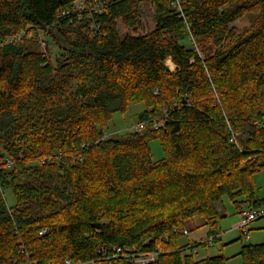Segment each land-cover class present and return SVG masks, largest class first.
Wrapping results in <instances>:
<instances>
[{"label":"trees","instance_id":"16d2710c","mask_svg":"<svg viewBox=\"0 0 264 264\" xmlns=\"http://www.w3.org/2000/svg\"><path fill=\"white\" fill-rule=\"evenodd\" d=\"M77 1L0 0V264L86 263L116 246L161 249L155 264H227L194 261L207 244L178 241L196 219L218 224L224 196L239 213L264 207L254 181L264 170V0H145L150 31L143 0H98L93 20L59 17ZM251 12L249 28L230 27ZM137 105L144 130L104 138ZM238 256L264 264V244Z\"/></svg>","mask_w":264,"mask_h":264},{"label":"rangeland","instance_id":"374dc122","mask_svg":"<svg viewBox=\"0 0 264 264\" xmlns=\"http://www.w3.org/2000/svg\"><path fill=\"white\" fill-rule=\"evenodd\" d=\"M153 12L154 9L152 5L149 2L143 0L141 10L139 11V18L146 31L152 30L155 26ZM256 17L257 12L248 13L238 21L231 24L230 27H234L237 30L242 31L246 28H249L252 24V20ZM20 37H18V39H20ZM40 41L41 47L42 43H45L42 49H46L47 55L52 61H54L58 54V49L56 48L55 44L52 43V41L47 40L42 34L40 35ZM171 63V61H168L166 65L171 71H174L175 66H172ZM143 111V105H137L131 106L129 112L125 115L115 114L107 127L104 138H124L131 132H137L135 128L139 125L138 114ZM150 148L153 162H159L164 158L162 147L158 141L151 142ZM254 181L259 191V196L264 198V170L256 174ZM3 194L9 208H14L16 205V198L13 190L10 188L4 189ZM215 206L222 217L218 221V224L214 223V225L211 227L203 226L204 222L196 219L194 225L190 224L189 228L192 229L194 226L197 227L192 230L189 236H182L179 239L178 244L180 247H183L194 240L198 241V243L205 242L209 237V230L211 229V232L220 235L218 243L213 246L206 245L198 247L196 252L193 253V260L201 261L207 258L223 256L228 260L227 264H243V259L237 255L238 252L236 253V250L237 248H240L241 244H256V242H259L261 239L263 240H261L257 245L264 244V229H262L264 228V219L257 221L248 228V230H250L249 235L251 238L248 239V237H245L238 228L240 214L236 210L233 203H231L229 198L227 196L222 197L218 202H216Z\"/></svg>","mask_w":264,"mask_h":264},{"label":"built area","instance_id":"2783aa9c","mask_svg":"<svg viewBox=\"0 0 264 264\" xmlns=\"http://www.w3.org/2000/svg\"><path fill=\"white\" fill-rule=\"evenodd\" d=\"M94 3L96 4L95 8L93 10H88V0H79L77 1L72 8V11H65L59 15L61 16H66L69 15L70 12L77 14L79 17L82 16L83 13H87L89 20H93V14H100L104 10V6L98 1L94 0ZM90 28L96 29L94 23H90ZM14 38H10L8 42H12ZM43 40V39H42ZM44 42L42 43V47H44ZM44 52L46 53V49H43ZM161 125H156L155 128H160ZM135 130L137 132H142L144 130V124H139ZM47 163L46 160L42 161V164L45 165ZM12 212V211H11ZM240 222H239V229L243 233L245 237L249 236V231L248 228L255 222L264 219V207L255 209V210H245L241 211L240 213ZM46 230H42L40 232V236L44 235ZM183 234L185 236H188V232L184 231ZM215 239L214 238H208L204 243H206L209 246H213L215 244ZM196 250L193 251L195 253ZM101 253H103V257L86 262V263H78V264H102L103 261L106 259H125L127 260V264H155L158 262L159 257L163 255V251L161 249H157L154 252L150 253H144V252H137L135 248L130 249L127 247H114L112 249V252L110 255H107L106 251L104 249L101 250ZM110 256V257H109ZM25 264H35L32 262H26ZM66 264H73L71 261H67Z\"/></svg>","mask_w":264,"mask_h":264},{"label":"crops","instance_id":"0c3cea01","mask_svg":"<svg viewBox=\"0 0 264 264\" xmlns=\"http://www.w3.org/2000/svg\"><path fill=\"white\" fill-rule=\"evenodd\" d=\"M169 61H170V60H169ZM255 223H256V222H255ZM255 223H253V224H255ZM253 224H252V225H253ZM252 225H251V226H252ZM262 229H264V228H262ZM188 236H189V235H188ZM216 237H217V240H216V243H215V244L218 243V241H219V239H220V235L217 234ZM208 238H209V237H208ZM208 238H207V239H208ZM248 239H251V238H250V235L248 236ZM261 240H263V239H261ZM261 240H260V241H261ZM260 241H259V242H260ZM259 242H256V244H255V243H250V244H255V245H257ZM196 243H198V241H195V240H194V241L189 242L187 245H190V244L193 245V244H196ZM215 244H214V245H215ZM250 244H249V245H250ZM243 246H246V245L241 244V245H240V248H239V249L237 248L236 253L238 252V254H239V253L241 252V249H242ZM238 254H237V255H238Z\"/></svg>","mask_w":264,"mask_h":264},{"label":"water","instance_id":"95a60500","mask_svg":"<svg viewBox=\"0 0 264 264\" xmlns=\"http://www.w3.org/2000/svg\"><path fill=\"white\" fill-rule=\"evenodd\" d=\"M96 228H100V225L98 224V225H96Z\"/></svg>","mask_w":264,"mask_h":264},{"label":"bare ground","instance_id":"6f19581e","mask_svg":"<svg viewBox=\"0 0 264 264\" xmlns=\"http://www.w3.org/2000/svg\"><path fill=\"white\" fill-rule=\"evenodd\" d=\"M172 66H174L172 63H171Z\"/></svg>","mask_w":264,"mask_h":264}]
</instances>
